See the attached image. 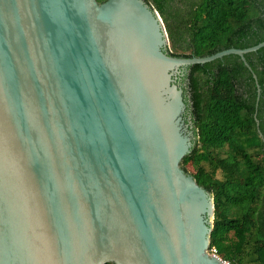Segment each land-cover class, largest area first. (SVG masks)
I'll list each match as a JSON object with an SVG mask.
<instances>
[{
    "label": "water",
    "instance_id": "1",
    "mask_svg": "<svg viewBox=\"0 0 264 264\" xmlns=\"http://www.w3.org/2000/svg\"><path fill=\"white\" fill-rule=\"evenodd\" d=\"M168 45L145 0H0V264H224L177 76L264 40Z\"/></svg>",
    "mask_w": 264,
    "mask_h": 264
},
{
    "label": "trees",
    "instance_id": "2",
    "mask_svg": "<svg viewBox=\"0 0 264 264\" xmlns=\"http://www.w3.org/2000/svg\"><path fill=\"white\" fill-rule=\"evenodd\" d=\"M145 1L162 18L176 56L264 40V0ZM245 58L251 69L235 54L187 67L195 139L181 167L192 166L196 182L213 195L209 249L229 264H264V46Z\"/></svg>",
    "mask_w": 264,
    "mask_h": 264
},
{
    "label": "flooded vegetation",
    "instance_id": "3",
    "mask_svg": "<svg viewBox=\"0 0 264 264\" xmlns=\"http://www.w3.org/2000/svg\"><path fill=\"white\" fill-rule=\"evenodd\" d=\"M183 80H184V76H181V75H178L177 76V82L184 88L183 86ZM187 93L185 91V88H184V100L185 101H188V97H187ZM184 120L189 123L191 121L192 123V119H191V115H190V112H189V109H186L185 113H184ZM194 130V129H193Z\"/></svg>",
    "mask_w": 264,
    "mask_h": 264
},
{
    "label": "built area",
    "instance_id": "4",
    "mask_svg": "<svg viewBox=\"0 0 264 264\" xmlns=\"http://www.w3.org/2000/svg\"><path fill=\"white\" fill-rule=\"evenodd\" d=\"M208 252H209L210 254H212V255L219 256V255L217 254L216 249H215L214 247L210 248V249L208 250ZM222 260H223V259H222ZM223 263H224V264H229V262L226 261V260H223Z\"/></svg>",
    "mask_w": 264,
    "mask_h": 264
},
{
    "label": "rangeland",
    "instance_id": "5",
    "mask_svg": "<svg viewBox=\"0 0 264 264\" xmlns=\"http://www.w3.org/2000/svg\"><path fill=\"white\" fill-rule=\"evenodd\" d=\"M169 48H170V42H169V45H168V49H169ZM187 169H188L189 173H191V174L194 172L193 167L190 166V165L187 166ZM218 176H219V173H218Z\"/></svg>",
    "mask_w": 264,
    "mask_h": 264
}]
</instances>
